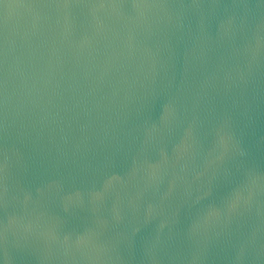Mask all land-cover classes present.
<instances>
[{
    "label": "water",
    "instance_id": "obj_1",
    "mask_svg": "<svg viewBox=\"0 0 264 264\" xmlns=\"http://www.w3.org/2000/svg\"><path fill=\"white\" fill-rule=\"evenodd\" d=\"M0 264H264V0H0Z\"/></svg>",
    "mask_w": 264,
    "mask_h": 264
}]
</instances>
